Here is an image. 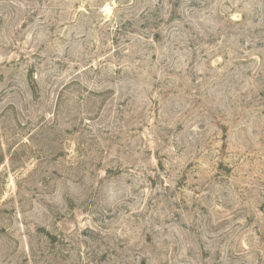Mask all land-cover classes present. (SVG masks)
<instances>
[{
	"label": "rangeland",
	"instance_id": "obj_1",
	"mask_svg": "<svg viewBox=\"0 0 264 264\" xmlns=\"http://www.w3.org/2000/svg\"><path fill=\"white\" fill-rule=\"evenodd\" d=\"M0 264H264V0H0Z\"/></svg>",
	"mask_w": 264,
	"mask_h": 264
}]
</instances>
